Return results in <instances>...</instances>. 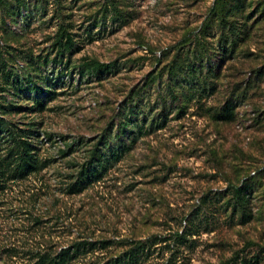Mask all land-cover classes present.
<instances>
[{
	"label": "rangeland",
	"instance_id": "374dc122",
	"mask_svg": "<svg viewBox=\"0 0 264 264\" xmlns=\"http://www.w3.org/2000/svg\"><path fill=\"white\" fill-rule=\"evenodd\" d=\"M41 1L39 7L32 0L35 7L23 8L9 24L8 44L18 54L8 62L20 75L33 74L46 93L25 90L27 102L8 100L45 104L9 117L55 136L40 137L37 152L56 162L0 193V264L33 263L36 253L74 239L153 235L159 240L145 264H264V115L257 120L264 112V76L257 79L253 71L264 67V0H244V15L253 16L251 35L225 57L208 37L195 43L214 0H113L123 17L108 12L103 20L104 0ZM60 23L74 35L69 55L56 56L53 46ZM6 42L0 29V50ZM194 48L207 55L198 79L188 84L182 71L167 75L177 54L200 68ZM87 57L115 60L118 72L82 74L78 66ZM168 82L174 90L167 91ZM130 89L139 91L144 111L151 107L150 117L163 111L160 120L165 112L160 128L141 134L79 195H65L55 171H71L67 160L82 165L84 147L120 121ZM228 100L234 116L216 120L212 114ZM77 138L83 145L61 158L63 143ZM243 185L238 201L233 189ZM108 255L97 249L76 264H97Z\"/></svg>",
	"mask_w": 264,
	"mask_h": 264
},
{
	"label": "trees",
	"instance_id": "16d2710c",
	"mask_svg": "<svg viewBox=\"0 0 264 264\" xmlns=\"http://www.w3.org/2000/svg\"><path fill=\"white\" fill-rule=\"evenodd\" d=\"M33 1H39V7L43 5L41 0ZM243 2L244 0H214L213 6L209 8L207 14L198 25L199 32L195 35V43L197 45L200 43L199 35L201 39L208 37L210 39L209 42L212 43L211 46L215 44L216 49L221 50V57L234 54L240 40L243 38L242 36L246 38L251 35L250 29L252 25L251 23L249 25V21L253 16L251 14L244 15ZM35 5L32 3V0H0V29L3 39L7 41L3 44L4 49L0 50V193L4 192L10 183L21 181L30 175L40 174L42 168L56 162L55 158H39L37 152L40 144L43 143V139H40V137L47 141L52 140L55 136H52L51 133H41L36 129V123L28 125L22 123V125H19L18 122H14L11 119L12 117H9L11 114L29 112L30 110H42L45 104L42 100L35 101L30 107L19 103L23 99L26 102L29 100L25 95H21L23 91L46 93V89H42L36 85L33 74L20 75L13 68L14 62L13 64L8 62L18 54L17 48L8 44V36L10 34L8 26L18 21L19 14L23 8L35 7ZM102 7V20L108 16V12L110 16L119 14L116 13L117 7L113 0H104ZM260 15H264V12L261 11ZM119 16L123 17L121 14ZM182 40L183 46L186 45L187 42H185L184 37ZM75 45L74 35L70 33V29L63 23H60L53 41V46L56 47V56H63L66 53L67 55L71 54ZM203 46L202 48L205 49ZM204 52L203 50L198 52L196 48L193 50V57H200L199 61H202L199 64L200 68L195 63L185 64V60H181V55L177 54L169 66L167 75L178 76V73L182 71L184 75H188V84L194 83L193 80L198 79L202 69L207 67V60H203L207 56ZM189 53V50L186 51V54ZM47 60V56L45 55L44 63ZM67 63L68 61L64 65L62 64L64 69L67 68ZM78 67L79 72L82 74L103 73L106 75L117 73L119 68L115 60L104 62L91 57L82 59ZM251 68L254 69L255 67ZM253 71L257 79H261L264 76V67ZM170 84L171 82H168L165 86L167 91L174 90ZM4 91L7 93L2 94ZM13 96L17 97L20 101L8 100L9 98H13ZM125 96L126 99L123 102L124 108L122 109L123 113L120 121L116 123L114 128L110 129V132L101 133L97 141L92 142L89 147H84L83 152L87 156L82 165L80 166L79 162L67 160L65 162L70 164L72 167L71 171H55L56 177L60 179V190L65 195H79L93 182L100 180L107 173L106 170L111 166L112 162L124 157L131 150V145L141 134H147L153 127L160 128V121L164 118L165 112L162 116L163 118L160 120L159 118L163 111L157 112L154 116L150 117L148 113L151 114L149 112L151 107H148L144 111L139 91L136 89H130ZM233 109L232 102L228 100L212 116L216 120L228 121L234 116ZM153 110H156V108ZM263 115L264 112H261L257 120H260ZM146 124H148V128H146ZM57 136V140L65 141L66 139L62 134ZM54 142H56V139ZM84 142L83 139L77 138L70 143H63L64 149L60 150L61 158L78 150L79 145H83ZM101 144L103 145L100 148L98 145ZM72 160L74 159L72 158ZM245 186H235L233 189L238 201L244 199L242 193ZM175 235V238L182 237L178 233ZM158 240L156 235L145 239L121 238L96 241L74 239L68 245L60 247L58 250L36 253L33 263L29 264H76L79 261V257L85 256L87 253L97 249L108 250L109 252V255L97 264H145L151 254L154 253L155 249L153 248ZM169 264H172V262Z\"/></svg>",
	"mask_w": 264,
	"mask_h": 264
}]
</instances>
